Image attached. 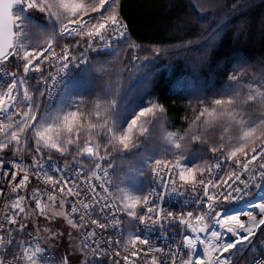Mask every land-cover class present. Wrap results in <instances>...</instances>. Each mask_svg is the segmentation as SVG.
Segmentation results:
<instances>
[{
    "label": "snow or ice",
    "instance_id": "obj_1",
    "mask_svg": "<svg viewBox=\"0 0 264 264\" xmlns=\"http://www.w3.org/2000/svg\"><path fill=\"white\" fill-rule=\"evenodd\" d=\"M120 9L0 0V264H264V59L226 60L175 128L151 78L128 106L121 78L167 50Z\"/></svg>",
    "mask_w": 264,
    "mask_h": 264
},
{
    "label": "trees",
    "instance_id": "obj_2",
    "mask_svg": "<svg viewBox=\"0 0 264 264\" xmlns=\"http://www.w3.org/2000/svg\"><path fill=\"white\" fill-rule=\"evenodd\" d=\"M237 2L228 0L227 8L217 16L213 12L218 10L209 7L200 14L192 0H120L132 40L145 48L157 45L167 50L149 59L145 68L121 78L128 106L138 103L145 81L151 78L152 95L165 103L168 121L183 127L191 110L189 100L201 91L211 95L222 85L226 60L241 56L256 65L264 59V0H248V8L228 11ZM221 22L226 26L211 37ZM209 24L212 28L205 31ZM181 44L187 47L180 48ZM202 55L208 57L205 64L200 63Z\"/></svg>",
    "mask_w": 264,
    "mask_h": 264
},
{
    "label": "rangeland",
    "instance_id": "obj_3",
    "mask_svg": "<svg viewBox=\"0 0 264 264\" xmlns=\"http://www.w3.org/2000/svg\"><path fill=\"white\" fill-rule=\"evenodd\" d=\"M204 1H206V0H204ZM201 3H204V2L201 1ZM192 4H193L194 8H195L200 14H204V13H206L207 10H209L208 7H205L204 10L201 12V11L199 10V5L197 4V0H192ZM192 115H193V113H192V109H191V110H190V113H189V115H188L187 118H191ZM168 122H169V124L172 125V123H170V121H168ZM185 126H186V124H185ZM174 127H175V128H180L181 126H174ZM173 130H174V129H173Z\"/></svg>",
    "mask_w": 264,
    "mask_h": 264
},
{
    "label": "built area",
    "instance_id": "obj_4",
    "mask_svg": "<svg viewBox=\"0 0 264 264\" xmlns=\"http://www.w3.org/2000/svg\"><path fill=\"white\" fill-rule=\"evenodd\" d=\"M0 211H2V208H0Z\"/></svg>",
    "mask_w": 264,
    "mask_h": 264
},
{
    "label": "water",
    "instance_id": "obj_5",
    "mask_svg": "<svg viewBox=\"0 0 264 264\" xmlns=\"http://www.w3.org/2000/svg\"><path fill=\"white\" fill-rule=\"evenodd\" d=\"M241 207L243 206V205H240Z\"/></svg>",
    "mask_w": 264,
    "mask_h": 264
}]
</instances>
